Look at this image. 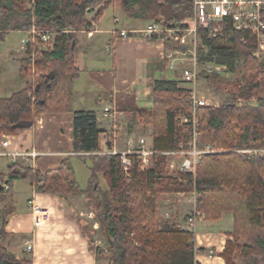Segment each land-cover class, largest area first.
Returning a JSON list of instances; mask_svg holds the SVG:
<instances>
[{"label": "trees", "instance_id": "16d2710c", "mask_svg": "<svg viewBox=\"0 0 264 264\" xmlns=\"http://www.w3.org/2000/svg\"><path fill=\"white\" fill-rule=\"evenodd\" d=\"M116 1L129 18L142 21L187 26L193 17V0H0V41L8 30L55 31L48 43L39 33L30 36L19 68L27 84L8 98L0 96V141L3 133L32 128L42 113L70 110L71 83L79 77L76 32L90 29ZM90 13H94L92 18ZM220 27L217 37L212 35L214 24L201 33L200 59L230 72L236 71L242 59L245 86L239 92L247 102L240 107L232 93L220 105L197 109L203 142L221 151L203 155L194 175L180 172L183 182L165 175L167 157L161 152L179 149L177 119L191 113L192 102L180 80L159 77L154 83L153 108L131 110L140 124L152 127L153 148L159 154L152 157L149 169L140 170V159L130 155L132 165L126 174L120 156L100 148L96 113L80 110L74 113L72 142L76 156L90 171L87 188L81 187L69 159L45 173L22 160H11L7 173H0V201L12 196L19 179L28 180L37 192L64 201L70 194H84L88 207L96 210L108 244L99 246L97 252L109 264H200L195 233L174 225L162 227L159 221L162 193L195 189V207L204 220L218 221L225 213L233 216V241L225 243L221 255L225 264H264V155L249 151L264 147V62L255 56L257 42L249 32L235 30L229 20ZM211 76L219 79L217 73ZM9 212L7 204L1 216L0 264H31L30 258H18L4 243ZM241 239L244 245L239 244ZM235 252L242 262H235Z\"/></svg>", "mask_w": 264, "mask_h": 264}, {"label": "crops", "instance_id": "0c3cea01", "mask_svg": "<svg viewBox=\"0 0 264 264\" xmlns=\"http://www.w3.org/2000/svg\"><path fill=\"white\" fill-rule=\"evenodd\" d=\"M116 5L118 13L110 15V8L113 6L115 10ZM93 16L94 13H90L89 17ZM142 23L144 21L140 19L129 18L116 1L105 8L90 29L77 31L79 77L71 83L70 110L42 113L32 128L18 134L3 133L0 151L4 150L2 141L8 137L12 150L36 153L35 157L18 160L42 173L59 168L65 159L71 161L77 157L72 135L74 113L80 110L96 113L102 152L114 148L118 151L135 150L141 138L153 146L152 127L140 124L131 110L134 107L151 110L155 80L169 78L170 73L176 72L170 67L169 43L162 38L151 39L142 32ZM121 31L128 34L122 35ZM12 32L27 35L21 30H8L5 39ZM22 50V46L17 51L7 49L6 56L13 60L7 83L0 64L2 97H10L27 84V80L19 75ZM169 79L179 80L177 75ZM109 104L117 110L113 118L104 116V107ZM115 122H118L119 131L112 143ZM10 163L9 157L0 154V173L6 174ZM171 195L161 194L159 209L162 196ZM78 196L70 194L64 201L54 194L37 192L28 180H16L12 196L0 201V229L7 204L10 208L4 225L6 247L18 258L29 257L31 264H109L108 258L97 252L101 245L97 240L93 244L83 229L82 219L77 214L81 202ZM194 228L197 248H208V255H200L198 251L196 260L200 264H225L221 255L225 243L233 238L229 234L233 229V216L227 213L218 221L198 220ZM29 244L33 245L31 251L27 249ZM210 252L213 257L209 256ZM216 252L223 262L215 260Z\"/></svg>", "mask_w": 264, "mask_h": 264}, {"label": "built area", "instance_id": "2783aa9c", "mask_svg": "<svg viewBox=\"0 0 264 264\" xmlns=\"http://www.w3.org/2000/svg\"><path fill=\"white\" fill-rule=\"evenodd\" d=\"M264 0H193V17L192 23L187 26L181 24L164 25L160 22H153L149 28L143 30L148 36L158 34L168 43L175 45L169 47L168 58L170 59V67L175 69L181 65L180 83L186 88L187 97L192 102V111L189 114L182 113L178 116L177 121L184 128L187 138L179 143L178 150L161 152L166 157L178 158L172 161L169 167L182 173L194 175L196 166L205 154L217 153L221 150L206 144L202 140L199 131V118L197 109L202 106H211L209 101L198 89L199 82L203 73L207 76L217 73L224 75L227 68L223 65L215 63H204L200 59L201 33L210 28L212 35L217 37L221 35L220 24L225 20H229L234 29L237 31L249 32L257 42V50L255 56L264 58ZM41 34L44 42H52L55 31L51 29L38 30L32 28L30 32L21 39L22 47L25 48L31 41L30 36ZM122 35H127L126 31H121ZM245 41V38L242 39ZM186 87H185V86ZM189 85V86H188ZM242 101V99H239ZM215 106V105H214ZM117 114V110L110 104L104 107V116L113 118ZM119 131L118 122L112 127V143H114ZM10 139L6 137L2 141L3 151L0 154L9 157L12 161L26 156L35 157V152H25L12 150L10 148ZM250 152L260 153L264 155V147L258 149H250ZM104 153L118 154L121 159V165L126 174L130 171L132 160L130 155H137L140 159V170H147L152 166V157L159 154L153 146H150L145 138L139 140V146L135 150L118 151L111 149ZM8 187H6L7 189ZM196 195V191L192 192ZM30 205L34 206V202L30 201ZM203 214L195 211V215L190 217V221H194ZM28 250H33V245L27 246ZM213 257L212 252L209 253Z\"/></svg>", "mask_w": 264, "mask_h": 264}, {"label": "rangeland", "instance_id": "374dc122", "mask_svg": "<svg viewBox=\"0 0 264 264\" xmlns=\"http://www.w3.org/2000/svg\"><path fill=\"white\" fill-rule=\"evenodd\" d=\"M113 9L114 8L112 6L109 10V13H111L110 15H113V14L116 15L118 13L117 12V9H118L117 5H116L115 10H113ZM152 23L153 22L150 20L144 21V23L141 24L140 28L145 30V29L149 28ZM190 23H192V21H190ZM142 32H144V31L142 30ZM23 37L24 36H22V34L19 32H12L10 35H8L7 39L0 41V64H2L1 66L4 69L3 70L4 78H6L5 83H7V80L9 79V75L12 73L10 70L11 69L10 66H12L11 61H13L12 59L10 61L8 56H6L7 55L6 53L8 52L7 49L11 48V49L16 50V51L18 49H20L22 46L21 39ZM169 46H170V48H173L175 45H173L172 43L171 44L169 43ZM23 56H25L24 48L21 52V58ZM259 60L262 63L264 62V58L262 60V58L259 57ZM174 71L176 73L175 74L170 73L169 78H173V77H175V75H177V78L180 79V77H181V65H179V66L177 65ZM243 74H244V64H243V60L240 59L238 64H237L236 71H234V72L227 71V72H225L224 75H218L219 79H217V80L214 79L213 76H211V75L207 76L203 73L202 78H201L199 85H198V89L207 98V100L209 101V104L215 105V106L223 103L230 96V94L235 93L236 96L238 97L236 99V103L240 107H242L247 102L244 97L240 96V92H239L240 88L245 86V80L243 78ZM180 86H182L181 83H180ZM239 99H242V101H240ZM177 132H178L177 138H178L179 143L184 141L187 138V135L184 132V128L182 126H180L179 122L177 124ZM254 149H258V148H254ZM177 159L178 158L167 157L166 166H165V175L178 178L180 181L183 182L184 179H182L181 173L178 170H173L169 167V164L173 160L177 161ZM71 162H72L73 166L75 167V170H76L77 176H78V181H79L81 187L87 188L88 179H89V175H90L88 165L85 164L78 157H74L71 160ZM101 185L102 186L105 185V183H103V180H101ZM193 187H195V184H193ZM192 192L170 193V194H172L171 196H166V197L162 196V198L160 199L161 200V206L159 209V221H160V225L162 227H165V226L170 227V226L174 225L177 229H180L183 231H193L195 233V231H194L195 223L198 220H204V214L202 217H197V219L194 221L189 220L191 216L195 215V211H197L195 205H196V200H197L198 195L197 194L194 195ZM68 196H70V195H68ZM68 196H67V199H68ZM85 198H86V196H85ZM78 199L79 200L81 199L80 200L81 202L79 203V207L77 209V214H79V218L82 219L83 229L90 236V239L93 242V244L95 243V240H97L99 245L104 246L102 248H106L108 246L107 240H106V237L103 234L102 230L99 228L100 223H99L97 216H96V210L92 206L88 207L89 205L87 204L88 203L87 199H84L83 195H79ZM158 206H159V204H158ZM225 214H227V213H225ZM228 214H231V213H228ZM232 231H233V229H232ZM232 231H230L229 234H231ZM195 237H196V234H195ZM231 240L233 241V238ZM245 243H246L245 239H241L239 241V244H241V245H244ZM196 247H197V243H196ZM204 250H205V252H204ZM207 251H208V248L199 249V254L200 255H208ZM215 255H216L215 260L217 262L221 261L218 259V256H220V255L217 254V252ZM233 257H234L235 262H237V263L242 262V257L240 256V254L238 252H235ZM28 259H29V257H28ZM221 262H223V261H221ZM210 263H213V262H210Z\"/></svg>", "mask_w": 264, "mask_h": 264}]
</instances>
